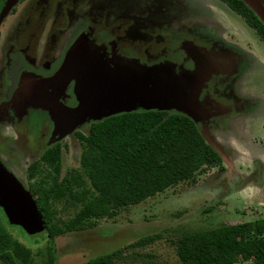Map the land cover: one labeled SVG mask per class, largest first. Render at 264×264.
Segmentation results:
<instances>
[{
  "label": "rangeland",
  "instance_id": "1",
  "mask_svg": "<svg viewBox=\"0 0 264 264\" xmlns=\"http://www.w3.org/2000/svg\"><path fill=\"white\" fill-rule=\"evenodd\" d=\"M80 2L71 16L56 12L59 17L54 19L52 49L48 52L54 64L46 69L50 76L33 74L34 65L28 64L34 59L36 39L40 36L29 26L11 33L9 43L0 46V107L23 111L21 120L5 118L3 126L0 121V140L3 143L11 144L10 141H13L16 146L18 143L27 145L31 142L30 135L36 142L49 135L52 137L68 112L80 108L86 92L95 89L96 93L100 88L97 85L100 62L103 63V70L99 77H108L102 85L108 92L112 88L108 80H115L113 85H117L142 68L160 65V50L163 48L188 50L201 45L202 50L213 53L211 57L216 62L220 60L223 72L228 68V74L223 78H219L218 74V79L207 74L205 94L208 99L230 106L223 111L220 108L214 115H211L210 109L208 118H191L200 130L209 134L223 153L217 149L223 158L222 170L208 168L200 173L195 184L173 185L138 204L121 209L114 218H101L92 227L55 236L57 263L80 264L100 253L119 248L121 252L114 264H153L156 261L181 264L175 252V238L182 230L210 228L222 223L263 217L264 44L254 31L220 0H140L136 4L122 1L109 13L104 12L101 18L93 15L96 11L94 3L82 7ZM201 2L210 5L212 10ZM30 3L23 10L27 17L32 16V8L37 7L34 0ZM49 3L44 2V15L51 14L52 9L48 6L59 5L53 1ZM127 9H136L144 17L151 14L157 16L162 11L175 21L166 28L170 31L150 26L130 31L104 27L107 23H117L115 17ZM259 11L264 18V0L260 1ZM190 18L210 20L212 29L203 24L180 29L179 21ZM183 35L187 36V40H182ZM223 36L226 40H222ZM208 39L211 42L206 43ZM109 47L111 52L107 50ZM220 49L223 50L219 52ZM217 53L218 57L215 56ZM235 56L239 62L235 61L236 65L232 66L231 60ZM43 59L42 53L38 60ZM36 67L44 69L39 65ZM89 77H93L90 82ZM51 79H54L56 92L65 89L60 101L58 99L62 95H56V107L55 96L50 94L46 103L32 99L35 93L40 98L41 92L50 88ZM241 99L244 102L234 105ZM191 104H195V100ZM172 111L179 112L175 108L169 112ZM23 122L31 132L24 128ZM82 124L57 138L62 147L60 174L79 164L80 146L75 131L87 132L88 126ZM0 149L4 151V148ZM3 159L0 156V161L24 187L40 179L38 173L31 180L27 178L28 168H25L28 161L11 164V168L10 163ZM55 207L63 220L74 211L72 207L63 209L62 201H57ZM1 221L13 237L33 251H43L47 246L46 237H30L20 226L11 225L4 218ZM156 232L160 233V237L153 242L130 246L139 237ZM36 259L39 261V256ZM0 264H3L1 260Z\"/></svg>",
  "mask_w": 264,
  "mask_h": 264
},
{
  "label": "trees",
  "instance_id": "2",
  "mask_svg": "<svg viewBox=\"0 0 264 264\" xmlns=\"http://www.w3.org/2000/svg\"><path fill=\"white\" fill-rule=\"evenodd\" d=\"M238 14L264 44V21L243 0H221ZM80 152L77 167L61 171V144L54 143L28 165L27 189L36 200L49 237L33 251L8 232L1 219L0 260L3 264H58L54 237L84 230L101 218L138 204L167 188L195 184L208 168L222 170L220 152L209 144L196 122L179 112L136 109L93 120L87 132L75 131ZM261 143L264 146V138ZM52 172V174L50 173ZM73 208L63 220L55 210ZM160 233L144 235L130 246L153 242ZM121 249L106 251L80 264H114ZM181 264H264V216L215 227L182 230L175 238ZM39 256V261L36 257ZM153 264H168L156 261Z\"/></svg>",
  "mask_w": 264,
  "mask_h": 264
},
{
  "label": "water",
  "instance_id": "3",
  "mask_svg": "<svg viewBox=\"0 0 264 264\" xmlns=\"http://www.w3.org/2000/svg\"><path fill=\"white\" fill-rule=\"evenodd\" d=\"M17 0H6L0 19L8 12ZM264 21L259 11L261 0H243ZM194 70L180 73L172 65H153L142 68L127 81L113 85L107 92L102 85L107 82L102 74L103 63H99L97 85L98 91L90 90L82 98L80 108L71 109L57 130L62 135L72 130L87 118L99 120L103 117L136 109H177L192 119L210 117V109L206 102H200L202 89L207 82L206 75H212L213 58L203 53L193 54ZM210 59V60H209ZM188 71V69H184ZM93 77H89L88 82ZM102 92V93H99ZM195 100V104H191ZM92 101L94 104L91 103ZM191 104V105H190ZM65 111V108L63 109ZM206 141L216 147L209 134L200 130ZM219 150V149H218ZM220 151V150H219ZM0 208L11 225L20 226L30 237H49L45 221L31 192L0 161Z\"/></svg>",
  "mask_w": 264,
  "mask_h": 264
},
{
  "label": "flooded vegetation",
  "instance_id": "4",
  "mask_svg": "<svg viewBox=\"0 0 264 264\" xmlns=\"http://www.w3.org/2000/svg\"><path fill=\"white\" fill-rule=\"evenodd\" d=\"M45 1L48 5H50L49 2H51V1H53L59 5H56L53 8L48 6L47 7L48 9H52L51 14H45L44 15V13L42 11V7L45 6L44 5ZM122 1H127L131 4H136L140 0H34V3L37 7H35L34 10L32 8V13H31L32 16H30V17H27L28 14L23 12L25 7H27L28 5H31L30 0H18L10 8V10H8V12L3 16V18L0 19V46H2L5 43H9V35L11 33L15 34V31H17V30L19 32V31H21V29L25 30V28L27 26H29L32 30L37 31L38 33H40L39 34L40 36L36 39L35 56H34L33 61L29 60L28 64L34 65L35 70H34L33 74L36 73L40 77H48L51 75V73H46V69L51 67L54 64L50 58L51 54H48V52L51 51V49H52V36H53V31H52L53 27L52 26L55 23L54 19L59 17L56 15V14H58L56 12L59 11V12L64 13V14L68 13L69 15L68 14H66V15L71 16L73 14V12L78 9L79 2H80V6H82V7H83V5H89L90 3H94L96 5V11L93 15L95 17L98 16L101 18L102 14L104 12L108 11V13H109L118 3L122 2ZM220 2H221V0H220ZM4 3H5V0H3L1 2L0 10L4 6ZM61 4H64L65 6H63ZM202 4L205 5L207 8L211 9L210 5L204 4V3H202ZM0 17H1V12H0ZM115 20H117L118 22L117 23H107L104 25V27L111 26L113 29L125 28L128 31H130L132 29L137 30V29L143 28L144 26H150V27H154V28H159V29H161V31H163V30L170 31L166 28L169 26V24H172L175 21V20H171L170 17L164 15V13L162 11H160L159 15H157V16L155 14H151L147 17H144L136 9H127V10L121 11L118 14V16L115 17ZM100 21H101V19H100ZM202 24L207 25L210 28L212 27V22L210 20L203 21L202 19H198V18H190V19H184V20L179 21L180 29L181 28H193V27H196L197 25H202ZM210 34H207V36ZM35 37L36 36L34 35V38ZM204 38L207 39L206 37H204ZM223 39L226 40L224 36L222 37V40ZM182 40L183 41L187 40V36L183 35ZM205 42L207 43V42H211V41L208 39V40H205ZM34 43H35V40H34ZM226 44H228L227 41H226ZM197 46L195 45V46H193V48L191 47V49H188V50H174V49H168V48L161 49L160 50V65H166V64L172 65V64H174V68L176 70H178V72H180V73L193 71L194 70V62L192 61L191 56L193 54H197V53H203L206 56V53L209 51V50L205 51L207 49L202 50L201 45H197ZM107 50L109 52H111L110 47ZM222 50L223 49H220L219 52ZM42 53H43L44 59L38 60ZM229 53H231V52H229ZM209 54L214 55L213 53H209ZM216 55H217V57L219 56L218 53L215 54V56ZM212 58H213V62L216 63V66H214V70L212 72V77L214 79L215 78L218 79V76H219L218 74H220L219 78H221V77L223 78L225 75L228 74V72H226L228 68L224 70V72H225L224 73L222 70V68H223L222 64L223 63L219 62L220 60L216 62L214 57H212ZM231 61H232V66H235L236 62H239L238 58L236 60V56L233 57ZM38 65L44 67V69H42L41 67L37 68L36 66H38ZM229 66H230V64H228V67ZM184 69H188V71H186ZM53 83H54V79H51L49 81V84L51 85L50 88L43 90L41 92L40 98H39L38 94L34 92L35 95L32 99H36V101H38V102L40 101L42 103H46V99L48 98V95L50 94L52 96H55L54 107H56V104H55V103H57L56 95H60V94L62 95L58 99V101H60V99H62V97L65 95V89H63L62 91L56 92L54 89ZM205 85H207V84L205 83ZM206 96L207 95L205 94V86H204L202 89L201 100H202V102L208 103L207 105L209 107H211V111H212L211 115L218 113L220 111V108L223 111L226 108H229V106H230V104L225 106L222 101H220L221 102L220 103L219 101L212 100V98L208 99L207 98L208 96L207 97ZM242 102H244L242 99H241V101L237 100L236 104H234V105H238V103H242ZM36 104H38V103H36ZM222 105L225 107H222ZM166 111H170V110H166ZM20 114L23 115L22 110L18 111V110L10 109L7 107L6 108L0 107L1 124L5 118H7L10 121L15 120V119L21 120ZM84 122H86V123H84ZM84 122H82L83 123L82 125L87 127L92 122V119L87 118ZM22 124L26 130L30 131V129H28L25 126V122H23ZM2 126H3V124H2ZM7 129H8V127H7ZM59 135H60L59 130H56L55 134H53L52 137H50V135H49V137H46L44 140H41L39 142H36V140L33 139L32 135H30L29 138H30L31 142L27 143V145L18 143V146L15 145L17 143H12L13 141H10L11 144H5L0 140V147L4 148V151L2 149H0V153H1L0 156L2 159H3V157L6 159V160L3 159L6 161V163H8V162L10 163L11 168H13L11 166V164H15V163L19 164L22 161L26 160V161H28V163H27L25 169H27L29 163L32 162L33 160H35L37 158V156H39L45 148H47L51 144L59 143V140H57ZM15 138H17V134L14 136V139ZM37 152H38V155H36ZM27 174H28V172H27Z\"/></svg>",
  "mask_w": 264,
  "mask_h": 264
},
{
  "label": "crops",
  "instance_id": "5",
  "mask_svg": "<svg viewBox=\"0 0 264 264\" xmlns=\"http://www.w3.org/2000/svg\"><path fill=\"white\" fill-rule=\"evenodd\" d=\"M206 55L211 56V54H209L208 52L206 53ZM220 152H221V150H220ZM221 153H222V152H221ZM222 155H223V153H222Z\"/></svg>",
  "mask_w": 264,
  "mask_h": 264
}]
</instances>
